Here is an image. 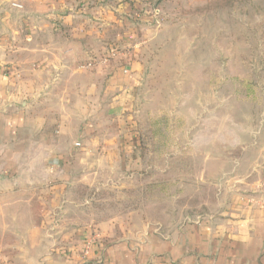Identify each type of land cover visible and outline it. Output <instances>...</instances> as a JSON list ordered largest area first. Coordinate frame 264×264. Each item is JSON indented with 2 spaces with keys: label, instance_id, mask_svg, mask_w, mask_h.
Segmentation results:
<instances>
[{
  "label": "rangeland",
  "instance_id": "rangeland-1",
  "mask_svg": "<svg viewBox=\"0 0 264 264\" xmlns=\"http://www.w3.org/2000/svg\"><path fill=\"white\" fill-rule=\"evenodd\" d=\"M138 7L149 13L113 29L114 38L129 32L124 39L81 62L87 99L59 86L69 101L57 106L74 120L61 138L73 146L74 199L86 202L81 226L121 218L171 229L214 214L242 151L230 144L264 116V0Z\"/></svg>",
  "mask_w": 264,
  "mask_h": 264
},
{
  "label": "crops",
  "instance_id": "crops-1",
  "mask_svg": "<svg viewBox=\"0 0 264 264\" xmlns=\"http://www.w3.org/2000/svg\"><path fill=\"white\" fill-rule=\"evenodd\" d=\"M139 3L0 0V264H264V116L230 144L242 151L214 214L171 229L121 218L81 226L75 216L86 202L70 187L73 146L61 133L74 120L57 106L69 101L59 86L87 99L81 62L127 36L113 29L137 21Z\"/></svg>",
  "mask_w": 264,
  "mask_h": 264
},
{
  "label": "built area",
  "instance_id": "built-area-1",
  "mask_svg": "<svg viewBox=\"0 0 264 264\" xmlns=\"http://www.w3.org/2000/svg\"><path fill=\"white\" fill-rule=\"evenodd\" d=\"M141 2H142L143 4H149V3L152 2V0H141ZM13 6H15V7H17V8H23V5L21 4L20 1H15V2H13ZM151 12H152V14H153V12H154V13H158L159 11H158V9H153ZM147 13H149V12H148V10H147L146 8H143V9L139 8V9L136 11V15H137L139 18L142 17V16H144V15H146ZM139 18H138V19H139ZM117 53H118V52H117V50L115 49V47H114V49H111V51H110V55H111L112 57H115V56L117 55ZM92 65H93V62H89V63H87L84 67H90V66H92ZM126 71H128V70H126ZM200 218H201V217L198 216L195 220H199ZM94 240H95L94 237H92V236L89 237V236H88V238H86V240L84 241V246H83V248H82L84 258L90 255V251H91V249H92V247H93V245H94Z\"/></svg>",
  "mask_w": 264,
  "mask_h": 264
}]
</instances>
